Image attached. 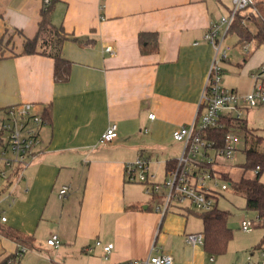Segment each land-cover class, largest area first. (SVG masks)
Listing matches in <instances>:
<instances>
[{
    "label": "crops",
    "instance_id": "obj_1",
    "mask_svg": "<svg viewBox=\"0 0 264 264\" xmlns=\"http://www.w3.org/2000/svg\"><path fill=\"white\" fill-rule=\"evenodd\" d=\"M220 1L53 0L51 22L68 37L59 54L70 62L68 80L56 83L51 57L39 47L22 53L24 38L37 33L42 0H0V109L32 102L46 120L44 153L26 168L4 223L32 244L0 235V256L22 247L19 264H118L156 255L204 263L202 247L185 243L190 211L155 212L124 166L144 157L149 171L156 164L165 172L179 155L168 156L165 144L197 114L213 58L203 36L219 19ZM256 49L238 65L248 78L264 64ZM111 123L117 137L99 144ZM51 235L58 248L46 244ZM95 241L113 248L105 255Z\"/></svg>",
    "mask_w": 264,
    "mask_h": 264
},
{
    "label": "built area",
    "instance_id": "obj_2",
    "mask_svg": "<svg viewBox=\"0 0 264 264\" xmlns=\"http://www.w3.org/2000/svg\"><path fill=\"white\" fill-rule=\"evenodd\" d=\"M52 1L42 0V9L45 10ZM231 4L229 14L212 23L203 36L213 48V58L197 114L188 124L181 125L172 132L173 140L181 145L179 155L166 168L165 175L160 180L149 171V161L144 157H138L124 166L128 182L143 185L145 193L151 199L160 200L154 204L153 209L161 216L173 207L189 211L192 208L201 213L214 208L218 191L228 190V185L206 184L207 179L214 182L219 179L212 173L211 167L220 157L230 159L234 156L232 142L236 138L233 133L243 130L244 112L248 109H264V64L258 65L250 73L252 88L243 96L219 85L222 74L219 64L228 60L231 51L230 47L224 45L225 37L235 17L246 8L253 7V0H231ZM243 23L245 24V20ZM105 51L112 53L110 47H106ZM249 53L247 47H243L242 54L247 56ZM148 118L154 119V114H149ZM225 121L229 122V129L222 146L217 147L214 141L205 139L203 133L221 127ZM45 124L43 110L35 103L23 102L0 109V224L7 221L3 204L8 207L12 205L15 190L24 178L26 168L44 153L40 129ZM116 137L117 126L111 123L101 135L99 144L109 143ZM257 171V167L252 170L253 176ZM66 193L67 187H62L58 198H65ZM255 213L253 219L241 221L240 229L243 232L249 233L254 227L264 225V215ZM185 243L190 247H203L204 236L202 233L186 234ZM46 244L58 248L61 243L56 235H51ZM94 245L101 247L105 255L113 248L112 244L104 245L100 241H95ZM24 251L21 247L18 257ZM209 261H213V257H209ZM118 264H173V259L170 255H156ZM247 264H264V246L248 255Z\"/></svg>",
    "mask_w": 264,
    "mask_h": 264
},
{
    "label": "rangeland",
    "instance_id": "obj_3",
    "mask_svg": "<svg viewBox=\"0 0 264 264\" xmlns=\"http://www.w3.org/2000/svg\"><path fill=\"white\" fill-rule=\"evenodd\" d=\"M232 7L231 0H221L219 3L220 16L226 17ZM238 15L246 18L245 25L248 30L253 33L256 32L257 26L255 24L258 21L264 24V0H253V7H248L241 11ZM218 16V18H220ZM255 18L258 20H255ZM219 20V19H218ZM6 45V43H5ZM224 45L230 47L229 62L220 63L222 68V74L220 76V87L225 89H234L238 95H245L251 90V79L247 75L242 73V67L238 66L243 63V59H248L249 55L255 50L254 41L240 40L239 35L232 30L228 32L225 37ZM2 47V45H0ZM243 47H247L249 55L244 57L242 54ZM257 54H264V40L261 45L257 47ZM245 127L251 132L249 135H245V130L235 131L232 144L235 148V154L232 158H218L217 163L213 165L212 173L219 177L216 181L206 180V184H222L228 185V190L218 191L216 206L218 209L228 213L226 226L232 231V237L229 240L225 251L222 254L206 255L203 264H247L248 255L255 251L257 248L264 246V225L256 226L251 232L246 233L240 229L241 221L247 219H253L256 213L247 210L245 207L244 196L237 192L230 182H235L241 177L252 178V170H243L242 164L245 162V150L253 148L257 151H264V109L255 108L248 109L244 112ZM259 139V142H257ZM168 150V156H175L180 152V144L171 141L165 144ZM162 156L154 157V160H162ZM150 172L157 176L160 180L164 177L163 165H151ZM212 174V175H213ZM227 178V179H226ZM259 181L264 183V172L260 174ZM139 191L144 194L141 186H137ZM15 201H17V194ZM148 201V197L144 196ZM14 201V202H15ZM13 202V203H14ZM13 203L10 207L3 204L6 215L11 211ZM201 212L195 209L190 210L187 215L188 224L187 227L190 233H202L203 225L200 219ZM182 251V248H180ZM213 257V261H209V257Z\"/></svg>",
    "mask_w": 264,
    "mask_h": 264
},
{
    "label": "trees",
    "instance_id": "obj_4",
    "mask_svg": "<svg viewBox=\"0 0 264 264\" xmlns=\"http://www.w3.org/2000/svg\"><path fill=\"white\" fill-rule=\"evenodd\" d=\"M52 2L41 13L36 35L33 38H24L22 53L25 55L33 54L36 52L37 47H39L41 54L49 56L54 60L53 79L54 82L59 83L68 80L70 62L60 57L59 54L60 45L68 37L61 27H57L51 22L50 9ZM244 20H246L245 17L237 15L228 32L234 30L239 35L240 40L254 41L255 48H257L264 40V24L256 21L257 30L253 33L243 23ZM255 20H258V18H255ZM43 118H45L44 114ZM221 121H224V119ZM228 129L229 122L225 121L221 127L205 131L203 137L214 141L217 147H221ZM243 130L246 132L245 135L251 134L245 126ZM257 142H259V139H257ZM244 153L245 162L242 164L243 170H254L257 167V174L252 178L241 177L235 182H230V184L237 192L244 196L247 210L264 215V183L259 181L260 174L264 172V151L250 148L246 149ZM171 165L172 162L168 163V167ZM152 201H155V203L160 202V200L153 199ZM199 217L203 225V251L208 255L222 254L232 237V231L226 226L228 213L218 209L215 205L212 210L201 213ZM0 235L13 240L23 247H28V245L32 244L31 237L25 236L19 231L5 226V224H0ZM0 264H19L18 252L13 255H1Z\"/></svg>",
    "mask_w": 264,
    "mask_h": 264
}]
</instances>
